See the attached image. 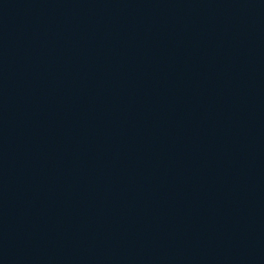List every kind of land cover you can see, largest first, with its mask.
<instances>
[{
  "label": "water",
  "instance_id": "obj_1",
  "mask_svg": "<svg viewBox=\"0 0 264 264\" xmlns=\"http://www.w3.org/2000/svg\"><path fill=\"white\" fill-rule=\"evenodd\" d=\"M0 264H264V0H0Z\"/></svg>",
  "mask_w": 264,
  "mask_h": 264
}]
</instances>
